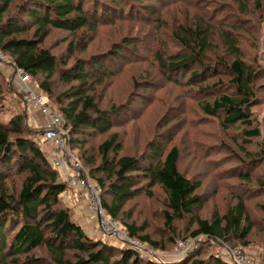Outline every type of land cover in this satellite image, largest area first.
I'll return each instance as SVG.
<instances>
[{"label": "trees", "instance_id": "obj_1", "mask_svg": "<svg viewBox=\"0 0 264 264\" xmlns=\"http://www.w3.org/2000/svg\"><path fill=\"white\" fill-rule=\"evenodd\" d=\"M16 1L0 0V50L13 58L16 68L23 69L33 78L43 76L39 88L49 98L53 96L54 77L61 67L68 65L65 58L59 60L43 47L52 29L78 33L85 28L96 31L103 24L139 20L146 21L155 27V33H159L157 23L161 21L164 10L180 3L189 5L197 13L206 15L201 18L194 10L193 15L189 12L187 21L175 22L170 37L177 48L171 50L160 35L154 34L157 45L155 57L160 68L169 81L196 86L221 75V69L228 70L233 92L213 94V99L204 102L202 109L209 115L221 118L225 126L238 123L252 125L250 113L253 103L257 101L256 83L260 71L242 59L240 43L234 34L237 29L235 21L227 24L229 20L220 16L221 9H230V3L225 7V2L220 0V5L215 6L214 11H209L212 4L201 7L199 0H145L150 1L149 4H143V0H88V3L86 0H25L17 7ZM253 1L257 8H263L262 0ZM234 2L246 10L248 4L244 0ZM13 7L17 8L15 14H11ZM223 23L220 34L233 58L229 62L218 60L214 64H205L206 55L212 51L215 31ZM30 33L31 37L23 36ZM131 43H123L114 53L104 55L105 62L102 58H78L73 66L62 71L63 81L68 84L78 82V86H72V90L64 94L68 98L66 104L58 97L61 99L59 109L71 126L74 137L70 138V143L75 148H83L87 136L93 133L107 134L113 129L111 112L115 108L109 112L98 109L90 91L114 75L107 62L118 63L121 57L126 58L125 53L132 46ZM209 71L211 74H207ZM90 82L93 84L88 89ZM221 86L223 82L218 80L209 88L203 86L198 91L211 95ZM2 88L0 85V92ZM14 94L23 97L17 88ZM5 97V92L0 93V108ZM92 112L95 114L91 115ZM25 131L24 113H18L8 121L0 119V264H237L213 252L206 260L191 258L190 263L187 258L172 260L142 256L122 244L92 238L74 218L71 208L63 204L62 197L69 189L67 181L59 178L58 168L50 164L46 152L36 140L22 136ZM242 134L253 139L261 136V131L258 127L245 128ZM246 141L249 143L250 140ZM100 147L102 161L93 172L102 173L103 176L97 178L101 186L106 187V182L109 183L106 191L111 200L104 198L102 205L111 217L120 218L130 200L144 192L152 195L150 191L156 186L165 192L169 207L165 215L171 229L174 219L187 215L194 217L196 210L203 207V200L196 194L201 183L189 179L178 168V147L167 149L164 142L157 141L142 156L120 157L121 144L117 133H113ZM112 148L116 155L109 157ZM260 155L264 157V145ZM20 172L25 174L20 191L11 193L8 179ZM243 177L248 179L247 176ZM247 221L249 225L245 226ZM19 222L22 224L18 227L16 223ZM122 223L129 235L158 250L166 249L150 235L142 234L144 229L135 223L124 220ZM194 223L196 229L191 235L207 239V243L201 244L204 249H208L209 242H228L231 237L244 241L252 231L250 216L242 198L228 213L216 212L211 219L196 215ZM42 247L50 255L48 260L29 255ZM200 249L194 251V255H200Z\"/></svg>", "mask_w": 264, "mask_h": 264}, {"label": "rangeland", "instance_id": "obj_2", "mask_svg": "<svg viewBox=\"0 0 264 264\" xmlns=\"http://www.w3.org/2000/svg\"><path fill=\"white\" fill-rule=\"evenodd\" d=\"M24 1L17 0L16 7ZM203 1L207 2L202 3L199 0L201 7L212 4L210 6L212 10L209 9V11H214L215 6L220 5L218 3L220 0ZM244 1L248 4L246 10L234 0H221L220 2H225V7L230 3V9H221L220 16L229 20L227 24L235 21L237 29L234 34L240 43L242 59L260 71L256 83L257 101L253 103L250 113L252 125L238 123L225 126L221 118L209 115L202 109V104L211 101L213 94L233 92V88L229 85L231 75L228 70L221 69L223 70L221 75L212 76L213 78L206 84L196 86L180 85L169 81L160 68L155 57L157 45L154 43V34L160 35L171 50L177 48L170 37V31L175 27V22L187 21L189 12L190 15L195 14L192 12L195 9L189 5L180 3L164 10L161 21L157 23L160 26L159 33H155V27L146 21L139 20L103 24L96 31L88 28L78 33L61 29L51 30L43 47L59 60L65 58L68 61V65L59 68V73L53 79V96L49 98L39 88L43 76L33 78L26 75L24 79L30 82L34 89H40L48 107L62 116L59 109L61 99L66 104L68 98L64 94L72 90V86H78L76 81L71 84L63 81L62 71L73 66L75 59H103L106 57L104 55L114 53V50L121 47L123 43L132 42V46L125 53L126 58L121 57L118 63L107 62L108 68L112 69L114 75L104 79L90 91L98 109L109 112L115 108L114 112H111L114 121L113 129L107 134L93 133L87 136V143L83 148H75L70 143V152L79 158L83 165L81 179L76 180V177H72L76 180L75 185L68 179V176L72 174L68 168H58L59 178L67 181L69 186L62 197L63 204L71 208L74 218L92 238L120 244L104 235L99 217L90 212L87 205L94 186L101 188L100 201L104 198L111 200V196L106 191L108 181L106 187L101 186L97 178L103 175L93 170L102 161L100 145L113 133H117L118 142L121 144V150L118 153L120 157L142 156L148 151L149 146L157 141L164 142L167 149L173 146L178 147L179 170L189 179L201 183V188L196 194L201 197L204 204L201 209L196 210L195 216L211 219L216 212L226 214L238 203L239 198H242L252 226L250 235L244 241L231 237L228 242L212 244L209 242L208 249H204L201 244L207 243V239L203 236L194 238L191 235L196 229L195 216L187 215L182 219H174L172 229L167 225L165 215L169 211L167 198L162 188L156 186L150 191L152 195L144 192L126 204L120 218L116 219L117 226L121 230L128 234L122 220L143 228L142 234L150 235L153 240L162 243L166 248L156 251L160 258L172 260L187 258L188 263L191 262V258L206 260L210 252L217 255L215 249L218 245H222L223 250L227 252L238 248L243 249V253L249 260L248 264H264V157L260 155L264 145V0L261 2L263 7L261 9L256 7L253 0ZM142 2L149 4L150 1ZM16 12L17 8L13 7L11 14ZM196 14L201 18L206 15L197 11ZM222 25L224 23L217 28L218 31H215L212 51L206 55L205 64H214L218 60L229 62L233 58L223 44L224 40L220 34ZM23 36L31 37V33ZM0 56V85L3 87L0 93L6 94L5 102L0 108V119L8 121L14 115L24 113L26 131L22 136L34 138L48 157L49 148L52 151L53 147L43 141L45 115L39 106L30 102L24 105V98L14 94L16 88L21 92L17 80V68L10 55L0 50ZM103 60L105 62V59ZM218 80H222L223 86L218 87L211 95H204L198 91L203 86V88H209ZM92 84L90 82L88 89H91ZM94 114L91 113V115ZM68 126L71 130L70 136L74 137L71 126L69 124ZM253 127L260 129L261 136L250 139L242 134L243 129ZM246 140H250L249 143H246ZM45 144L49 148H46ZM115 153L116 151L112 148L109 157H113ZM24 176L22 172L10 176L8 185L11 193L20 191ZM243 176H247L248 179ZM100 209L103 210L102 202ZM16 224L19 227L22 222ZM248 225V221L245 222V226ZM139 242L142 241L139 240ZM141 244L151 248L147 243ZM198 248H201L198 251L200 255L196 256L194 251ZM29 255L44 260L50 258L45 247L38 248Z\"/></svg>", "mask_w": 264, "mask_h": 264}, {"label": "built area", "instance_id": "obj_3", "mask_svg": "<svg viewBox=\"0 0 264 264\" xmlns=\"http://www.w3.org/2000/svg\"><path fill=\"white\" fill-rule=\"evenodd\" d=\"M17 72V80L23 94L24 103H34L35 106L40 107L45 115L43 141L44 143L50 144V146L53 147V150L51 151V149L45 144L46 148L48 147L50 151L47 157L48 161L56 168L67 167L69 172L72 173L70 177L68 176V179H70L72 184L75 185L76 180L81 179V175L83 174V165L81 160L69 150L71 130L68 126V123L66 122V119L56 110L48 107V104L43 100V93L40 89H34V86L24 79V77H26V75L29 76V74H27L21 68H17ZM72 177H76V180H73ZM101 193V188L99 186H94L91 189L90 200L88 201L87 205L90 209L89 211L99 217L100 225L104 235L113 238L116 242H120V244L124 246L136 250L142 256L159 257L156 252L158 249L152 247L151 245V248L143 246L141 244L143 242L140 243L137 238L121 230L117 226L116 219L111 217L104 210V208V211L100 209L102 202L100 201ZM186 243L188 244V240ZM215 250L218 256H222L227 260L233 261L237 264H248L249 260L241 248L227 252L223 250L222 245H218Z\"/></svg>", "mask_w": 264, "mask_h": 264}]
</instances>
